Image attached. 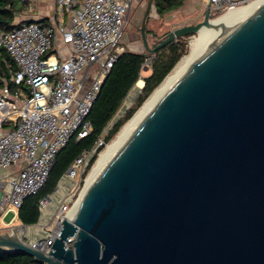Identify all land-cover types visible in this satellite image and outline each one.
<instances>
[{
  "label": "water",
  "instance_id": "water-1",
  "mask_svg": "<svg viewBox=\"0 0 264 264\" xmlns=\"http://www.w3.org/2000/svg\"><path fill=\"white\" fill-rule=\"evenodd\" d=\"M152 3L141 28L145 56L214 29L209 3L202 22L150 44ZM0 248L40 264H264V1L111 150L49 254L7 231Z\"/></svg>",
  "mask_w": 264,
  "mask_h": 264
},
{
  "label": "built area",
  "instance_id": "built-area-1",
  "mask_svg": "<svg viewBox=\"0 0 264 264\" xmlns=\"http://www.w3.org/2000/svg\"><path fill=\"white\" fill-rule=\"evenodd\" d=\"M37 1L15 0L29 13L34 12ZM54 1L61 12L70 14L69 25L44 26L35 19H23L10 31L0 32V49L6 48L17 65L11 78L14 88L6 84L0 89V218L14 214L0 232L23 240L20 235L26 236V231L9 224L18 217L24 200L45 186L58 153L73 137L79 140L93 131L88 117L122 53L121 42L134 4V0ZM254 1L207 0L206 7L210 3L211 14L221 15ZM58 38L68 46L66 57L51 52ZM152 60L153 55H147L142 71L151 68ZM126 112L123 104L95 147L67 169L63 179L71 182V188L64 194V187H58L40 200L43 222L34 230L41 236L28 242L32 247L49 254L62 221L75 212L79 200L75 178L80 175L81 183L92 158L108 146L105 137ZM75 240L76 235L69 236L65 248H73Z\"/></svg>",
  "mask_w": 264,
  "mask_h": 264
},
{
  "label": "trees",
  "instance_id": "trees-1",
  "mask_svg": "<svg viewBox=\"0 0 264 264\" xmlns=\"http://www.w3.org/2000/svg\"><path fill=\"white\" fill-rule=\"evenodd\" d=\"M184 1L155 0L157 13L163 16L166 13L175 11L184 5ZM19 12L15 0H0V32H8L16 27L15 20ZM186 44L183 40L175 41L153 55L151 73L144 78L145 84L136 102L137 105L129 109L124 118L114 124L110 133L105 137L107 143L120 132L121 127L139 110L136 111V109L139 106L141 107L147 97L150 94L152 95L165 77L170 74L183 56ZM146 57L142 53L129 50H125L120 54L89 114L88 119L93 126V131L87 137L79 140L73 137L67 146L58 153L45 186L37 195L27 197L19 209L18 218L24 225L32 226L39 222L41 214L39 209L40 200L55 192L63 175L78 156L85 151H91L95 147L99 136L122 107L129 93L139 81ZM16 70L17 65L14 59L6 48L2 47L0 49V89L6 84L14 88L11 78ZM96 158L97 155L92 158L89 168L95 163ZM0 264L40 263L25 253L10 252L0 248Z\"/></svg>",
  "mask_w": 264,
  "mask_h": 264
},
{
  "label": "rangeland",
  "instance_id": "rangeland-1",
  "mask_svg": "<svg viewBox=\"0 0 264 264\" xmlns=\"http://www.w3.org/2000/svg\"><path fill=\"white\" fill-rule=\"evenodd\" d=\"M149 1L150 0H148V2L145 3L142 6L141 9H137V8L132 9V12H131V14L129 16V19H128V24H127V26L125 28V35H124V38L122 39V42H121V52H123L125 50L138 52V53L146 52L145 48H144V45H143V42H142L141 28H142L143 20H144L146 11H147V7H148V4H149ZM200 2H201L200 6H196V5L189 6L188 5V4H190V5L198 4ZM203 2H205V0H186L185 3H188V4L184 5L183 7L179 8V9H177L175 11L166 13L163 16H160L157 13V11H155V9L154 10L152 9V11L150 12V14L148 16V22L146 23V32L148 34L147 37H148L149 43L152 44L153 41L155 42L156 40L163 39L169 32L173 31L176 28H179V27H182V26H186V25H191V24H197L199 22H202L204 20V18H205L206 9H207L205 7V5L203 4ZM16 6H17V8L21 7V9L19 10L20 13L22 11L24 12L25 9L21 5V3L17 4ZM221 15L212 13L210 15V19H214V20L218 19L219 17H221ZM24 17L25 16L20 15V14L17 15L16 16V20H15V25H18L20 23V21L24 19ZM193 37L194 36L186 37V38H182L181 39V40H183L184 42L187 43L186 47H185V52H184L183 56L181 57V59L184 56H186V55H188L190 53V47H191V45H190L191 43L190 42H191V39ZM175 67H174V69H175ZM150 73H151V68H149L147 70H143L142 73H141V77L140 78L144 79L147 76H149ZM133 91L134 90L132 89V91H131L132 93L131 92L129 93V95H131V96L128 95L127 99L123 103L124 104V108H127V111L129 109H132L133 107H135L137 105L136 102H137V100H138V98L140 96V93H141V90L140 91H136L135 93ZM150 95L147 97V99L150 97ZM146 100L144 101V103L146 102ZM139 108H140V106L136 109V111ZM125 115H126V113L124 114V116ZM122 127H121V129H122ZM117 134L109 142V144L115 140V138L117 137ZM105 149H106V147L104 148V150ZM97 159H98V157L96 158L95 163L97 162ZM95 163L91 166V168H89L90 166L88 167V169L86 171V174L82 178L81 183L79 182L80 175H78L75 178V182H78L76 184L77 188L75 190V197L76 198L80 197L82 191L84 190L85 185H86V179H87L88 175L90 174L91 170L93 169V167L95 166ZM13 216H14L13 213H9L7 216H5V218H0V228L4 226L3 225L4 223L12 222ZM47 221L51 222L52 220L50 218ZM9 225L11 227H22V230L26 231V232H29V231L33 232L34 228H36L35 226H40L41 224L38 223V224H36L35 226H32V227H25L24 224L17 217L15 219V221L12 224H9Z\"/></svg>",
  "mask_w": 264,
  "mask_h": 264
},
{
  "label": "bare ground",
  "instance_id": "bare-ground-1",
  "mask_svg": "<svg viewBox=\"0 0 264 264\" xmlns=\"http://www.w3.org/2000/svg\"><path fill=\"white\" fill-rule=\"evenodd\" d=\"M264 0H256L249 5L239 7L225 12L218 19H210V24L214 29L205 26L191 39L190 53L184 56L176 65L175 69L166 77L162 84L150 95L146 102L139 108L135 115L123 126L113 142L108 144L105 150L100 152L99 158L86 179V185L82 193L88 189L94 175L100 168L101 164L111 152V150L123 139L130 129L138 122V120L147 112L156 99L194 62L196 61L242 14L251 13L258 6H261ZM144 79L140 78L133 88V92L140 91L144 87ZM132 93V92H131ZM131 96V95H129Z\"/></svg>",
  "mask_w": 264,
  "mask_h": 264
},
{
  "label": "crops",
  "instance_id": "crops-1",
  "mask_svg": "<svg viewBox=\"0 0 264 264\" xmlns=\"http://www.w3.org/2000/svg\"><path fill=\"white\" fill-rule=\"evenodd\" d=\"M147 2H148V0H134L133 1V3H134L133 9H135V8L141 9L142 6ZM185 2H186V0L184 1V5L188 4ZM206 2H207V0H205V2H203L205 7H206ZM188 5L189 6H194V5L200 6L201 2L198 4H192V5L188 4ZM24 9H25L24 12L23 11L21 12V15L25 16L24 19H31V20L35 19L37 21H40L41 24L44 26H49V25L55 26V25L60 24L62 22L65 23L66 25L70 24V14L68 12H64V11L61 12L59 10V8L56 6V3L54 0H38L35 4L33 13L26 12V7H24ZM152 9L153 10L155 9V11H157L156 6H155V0H153L152 6H151V11H152ZM124 35H125V32H124ZM124 35H123V38H124ZM153 43H154V41H153ZM67 48H68V46H66V44L63 42L62 38H58L54 41L53 48H52L51 52L53 54H55L57 57L63 58V57L67 56V53H68ZM62 186L64 187L63 189L65 191L64 192V194H65L69 190V188H71L72 184L70 181L64 180L62 177V179L60 180V182L58 184V187H62ZM59 190H60V188H59ZM54 204H56V202ZM52 208H53V206H52ZM42 222H43V217L40 215V219H39L38 223H42ZM32 226H35V225H32ZM32 226H28V227H32ZM3 228H5V227L3 226L0 229H3ZM34 231L33 232H30V231L26 232V236L25 235H20V236L22 238H24V240H26L27 242H32V241L36 240L37 237L41 236V234L38 235Z\"/></svg>",
  "mask_w": 264,
  "mask_h": 264
}]
</instances>
